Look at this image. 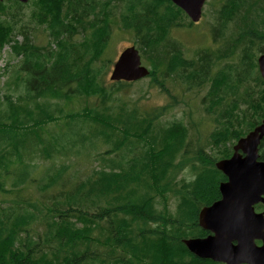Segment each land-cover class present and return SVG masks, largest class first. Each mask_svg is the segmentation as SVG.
Wrapping results in <instances>:
<instances>
[{
  "label": "trees",
  "instance_id": "obj_1",
  "mask_svg": "<svg viewBox=\"0 0 264 264\" xmlns=\"http://www.w3.org/2000/svg\"><path fill=\"white\" fill-rule=\"evenodd\" d=\"M217 8L220 25L195 38L203 45L189 56L175 31L195 23L171 0L4 5L0 54L7 46L17 61L0 72V264H222L184 244L201 234L199 209L219 196L220 177L205 147L195 159L185 154L191 126L213 144L242 108L264 110V0H219ZM122 31L150 69V86L172 100L170 81L199 94L190 122L162 125L172 104L141 112L116 102L138 83L110 81ZM65 102L82 108L68 112ZM28 159L52 162L38 175ZM189 165L193 178L178 179Z\"/></svg>",
  "mask_w": 264,
  "mask_h": 264
},
{
  "label": "water",
  "instance_id": "obj_2",
  "mask_svg": "<svg viewBox=\"0 0 264 264\" xmlns=\"http://www.w3.org/2000/svg\"><path fill=\"white\" fill-rule=\"evenodd\" d=\"M27 2L28 0H22ZM182 8L192 21L198 22L203 13V7L207 0H171ZM259 70L264 79V54L258 58ZM150 69L142 64L139 50L130 46L122 51L112 70L110 79L112 81L133 82L149 75ZM264 134V123L252 132L247 138L239 140L235 146L236 150L249 151V156H257V142ZM255 142L254 146H249ZM239 162L236 154L226 161H220L218 167L230 174V180L222 183L220 189L222 198L212 206L202 209L200 213V225L212 230L215 236L206 238L185 239L187 248L199 257L222 261L228 264H264V247H257L250 239V231L253 227L251 213L254 214L252 204L264 193V178L258 188L253 189L244 176L231 173V165ZM246 205L251 208L245 211L243 218L235 222L239 207L243 211ZM238 240V244H233Z\"/></svg>",
  "mask_w": 264,
  "mask_h": 264
},
{
  "label": "rangeland",
  "instance_id": "obj_3",
  "mask_svg": "<svg viewBox=\"0 0 264 264\" xmlns=\"http://www.w3.org/2000/svg\"><path fill=\"white\" fill-rule=\"evenodd\" d=\"M218 3H219V0H207L206 1V4L203 7V13H202L201 19L198 22L192 21L195 23V27H196L195 30L189 31L185 29H179L178 31L179 34L175 31V35L179 36L186 44L187 55L189 56L193 55L194 50L198 48L199 46L203 45V40L197 41L195 38H198V39L208 38L209 39L210 32L212 31L213 27L215 25L217 26L220 25V22H217L216 20L218 17V14H217ZM29 8H30L29 6L28 7L24 6L23 11H25L26 9V11L29 12ZM111 10L115 11L114 9H111ZM190 20L191 19H188V21ZM37 35L40 36L38 33ZM41 35L43 37L42 32H41ZM184 35H187V36H184ZM121 36L122 37L116 42V53L114 55L115 59H117V57L120 56V54L125 48H128L133 45L132 44L133 37L129 32L122 31ZM18 38L19 40H21L20 39L21 36H19ZM7 48H8L7 46L4 47L2 53L0 54V72L3 70L4 67H7L5 66L7 62L14 63L17 61L15 57H11V55H9V52H8L9 50H7ZM112 66L113 65H111V67ZM3 80L4 78H0V91H2ZM136 82L138 83L133 84L131 87H127L126 91L118 92L116 94V99H117L116 102L119 105L125 104V106L123 107H125L128 110L137 105L138 109L141 112L146 111V110H151L154 108H160L164 105L172 104V106L165 112V114L163 115L161 119L162 125H165L166 122L168 123L171 122L175 118L186 119L188 122H190L191 118H187L188 114L186 113L192 114L194 111H196V109L200 110L199 109L200 108L199 107V103H200L199 94L195 92H189L186 95H183V90L185 87L179 83L172 82V81L170 82H172L173 84H171L170 82L167 83V86L172 87L173 91L176 92L175 94L178 95L176 100H172L170 99L168 94L166 92H163L160 88L150 86L148 78H144ZM108 83L109 81H107V84ZM65 103H66L65 108H66V111L68 112L79 111L82 108L81 104H72V103H67V102ZM197 114L198 113L195 114L194 123H195ZM62 123H66V119ZM40 133L41 131L38 134ZM191 134L193 138L192 149H191L192 152L186 153L185 157H191L193 154L194 159H195L197 151L201 147H205V150L208 153L212 151L213 144L211 143L210 139H208L207 134H200L195 128V126H191ZM105 148H106V145H103L100 147L101 151L97 154V157H99L100 154L105 153V151H103ZM91 152L92 154H95L94 150H92ZM33 158H37V157L33 156ZM58 160L60 159H57L56 161L61 162ZM28 161L33 162V165H34L33 168L36 171V173H38V175H41L40 171L48 168L49 165L51 164L50 161L40 162L39 159H28ZM191 168H192L191 165L186 167L184 172L178 175V179L186 178L189 180L193 178V174H190ZM175 171H180V170L175 169ZM176 182H179V181L177 180V177L174 176L170 180V184L172 185V187L173 185L176 184ZM175 198H176L175 193L172 191L170 193L169 201L173 205L176 204V201L174 200Z\"/></svg>",
  "mask_w": 264,
  "mask_h": 264
},
{
  "label": "flooded vegetation",
  "instance_id": "obj_4",
  "mask_svg": "<svg viewBox=\"0 0 264 264\" xmlns=\"http://www.w3.org/2000/svg\"><path fill=\"white\" fill-rule=\"evenodd\" d=\"M17 0H0V16L2 14V6L9 3H15ZM20 1V0H18ZM31 1V0H29ZM261 107V104L258 103ZM260 107L246 106L240 111L242 113L241 118L235 120L229 129H217L214 135L213 149L211 156L208 155L207 159L214 162V169L220 173V177H217L219 196L213 197L215 194H211L208 199L209 203H203L200 206L198 214V224L202 230L201 234L195 238H206L208 236H215L216 233L212 230L205 229L200 225V213L202 209L212 206L215 202L222 198L220 192L221 183L228 182L230 180V174L218 167L220 161L230 160L235 154L239 162H235V166L231 165V173L237 176H244L246 182L248 181L253 189L259 187L262 179L264 178V134L259 138L257 142V156H249V151L244 149L236 150L235 146L242 138H247L252 132L259 128L264 123V110ZM222 110H218L220 113ZM228 121V119H226ZM240 122V123H239ZM255 142H250L249 146H254ZM201 159V157H199ZM237 210L235 216V222L243 218L244 213L248 210L250 205H246V209L243 211L239 207H234ZM254 214L251 213L253 227L250 231V239H253L257 247H264V193L259 196L256 202L252 204ZM233 244H238V240H234ZM204 259V258H202ZM207 260V259H204ZM211 261L228 264L222 261ZM247 264V263H242Z\"/></svg>",
  "mask_w": 264,
  "mask_h": 264
},
{
  "label": "bare ground",
  "instance_id": "obj_5",
  "mask_svg": "<svg viewBox=\"0 0 264 264\" xmlns=\"http://www.w3.org/2000/svg\"><path fill=\"white\" fill-rule=\"evenodd\" d=\"M115 136H116V135H115ZM26 141H27V140H26ZM30 145H31V144H30ZM30 145H29V146H30ZM23 171H24V170H23ZM24 172H25V171H24ZM24 172H23V173H24ZM20 173H21V172H20ZM21 174H22V173H21ZM19 178H20V177H19ZM20 181H21V180H20ZM87 190H88V189H87ZM119 191H120V190H119Z\"/></svg>",
  "mask_w": 264,
  "mask_h": 264
}]
</instances>
